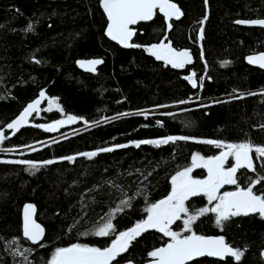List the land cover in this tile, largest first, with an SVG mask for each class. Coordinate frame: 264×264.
Here are the masks:
<instances>
[{
	"label": "trees",
	"instance_id": "trees-1",
	"mask_svg": "<svg viewBox=\"0 0 264 264\" xmlns=\"http://www.w3.org/2000/svg\"><path fill=\"white\" fill-rule=\"evenodd\" d=\"M173 2L184 15L170 21L172 29L156 13L150 23L135 28L132 43L150 46L167 33L175 49L188 50L193 58L192 65L180 71L155 62L142 48L122 50L108 41L99 0H0V130L41 91L47 95L31 126L13 138L5 132L8 138L1 147L33 146L53 137L35 125L53 124L68 115L82 118L66 123L58 133L82 129L72 136L22 154L0 155V161L30 160L38 167L0 163V264H47L57 247L74 243L109 246L119 232L146 218L148 204L169 194L171 176L191 165L193 153L209 157L223 151L197 140L264 146V70L245 63L247 56L264 52V29L235 24L237 20L264 19V0ZM205 16L200 40L199 22ZM29 23L33 26L30 32L25 31ZM88 59L103 60L94 75L76 67L77 60ZM223 61L229 63L221 66ZM193 72L196 89L183 79ZM51 99L63 111L55 105L44 111ZM181 101L186 104L163 109ZM156 108L151 115H120ZM168 136L195 139L160 147L142 144L137 148L131 143ZM119 144L129 147L99 152ZM94 151L98 154L92 159L79 155ZM252 155L256 171L239 170L241 186H247L249 178L264 175V159ZM68 156L75 160L64 159ZM48 160L54 162L45 164ZM192 175L203 178L205 171L199 169ZM235 189V185H227L220 191ZM254 190L264 194V183ZM121 200H130L131 206L112 218L116 231L107 237L93 235ZM26 204L35 206L36 221L44 229L38 245L22 237L21 215ZM186 206L189 214L211 207L202 195L191 197ZM181 217L172 230L188 235L183 232L186 217ZM192 229L198 235L223 236L233 248L246 249L239 262L204 258L192 264H264V220L258 215L231 218L221 228L215 225V215L208 213ZM169 241L158 231L141 235L117 262L145 264L152 259L150 251Z\"/></svg>",
	"mask_w": 264,
	"mask_h": 264
},
{
	"label": "snow or ice",
	"instance_id": "snow-or-ice-1",
	"mask_svg": "<svg viewBox=\"0 0 264 264\" xmlns=\"http://www.w3.org/2000/svg\"><path fill=\"white\" fill-rule=\"evenodd\" d=\"M205 4H207V0H205ZM99 5L103 9L107 20L105 35L124 48L141 47V45L130 43L134 35V30L131 26L141 21H151L156 15L157 10L163 14L169 31L173 25L168 21H171L172 18L179 20L184 15L173 0H99ZM207 18L205 16L199 22L201 28L198 39L200 40L203 39V24ZM235 23L264 26V19L237 20ZM32 30L33 26L29 23L25 31L30 32ZM165 41H168L167 33H165L164 39L159 43L152 44L144 50L155 57L156 60L163 61L166 65H171L172 68H184L185 65L192 63V56L188 50H177L172 46L171 41L167 43ZM201 58L203 59V52L201 53ZM247 60L249 64L258 65L261 69H264V53L249 56ZM36 63H39V61H36ZM78 63L82 67L85 64L83 61H79ZM86 63L89 66V71H95V66L102 64L103 60L94 59ZM228 63V61H223L221 66H226ZM195 77L196 73L193 72L190 76L184 77V79L188 80L193 88H196L198 87V82ZM202 83L203 78H200V84L202 85ZM39 95L40 99L29 103L19 116L6 125L7 129L12 130L13 134L28 123V118L33 112L38 111L40 100L45 98V93L41 91ZM248 95H256V93H249ZM185 102L181 101V103ZM48 103L49 108L44 109V111H50L52 105H55L57 109L63 111L56 104L55 99L49 100ZM137 114L139 115L141 113ZM120 115L124 116L127 113H121ZM77 119L82 118L68 115L66 120H58L53 124L35 126L44 128L45 131H54L59 126L65 123L75 122ZM96 123L98 124L100 122L97 121ZM7 138L4 132L0 130V144ZM193 139L195 138L188 136H168L156 140H141L131 143L137 148L142 144L160 147L161 145L175 143L176 141ZM196 142L213 145L217 149H224V151H221L219 155L209 157H204L199 153H193L191 156V165L176 171L171 176V191L169 194L163 199L148 204L144 209L147 213L146 218L138 221L126 231L119 232L109 246L99 248L74 243L68 247H57L47 264H113L117 260V257L128 251L133 241L149 229H155L170 238V241L163 247L155 248L148 253V256L152 258L150 264H188L189 261L203 256L219 258L230 256L239 262L246 249L242 251L241 249L233 248L226 243L223 236L209 237L198 235L193 231L192 225L199 217L208 213L215 215V225L221 228L225 222L234 217L258 215L261 219H264V194H257L254 190L257 185L264 183V175L249 178L247 186H241L238 182L239 170L247 169L250 172L256 171L252 154L255 153V159L257 160L264 159V146L253 145L251 142L232 143L213 139L197 140ZM27 147L31 146L29 145ZM127 147H129V144H119L114 147L101 148L99 152H112L117 148ZM0 151H5V149H0ZM7 151L11 150L8 149ZM97 154L94 151L80 153L79 155L92 159ZM230 158L235 163L229 167H225L226 163H229ZM64 159L73 161L75 157L68 156ZM53 162L52 160H48L44 163L52 164ZM0 163L28 165L31 169L38 170L37 164L30 160H8L0 161ZM196 168L206 169L207 176L203 179L194 178L192 172ZM225 185H235L236 189L235 191L221 193L220 190ZM113 186L118 187L117 185ZM201 195L207 198V202L211 207H202L192 214H189L186 201L191 197ZM130 206V200H121L109 218L101 226L96 228L92 234L100 237L110 236L116 231L112 224V218L115 214L122 212L126 207ZM35 211V206L32 204H26L24 206L23 236L32 244H38L44 237V229L32 218ZM181 214L186 217L183 219V232L191 233L190 235H184L182 232L172 230L171 226L182 218ZM13 242L15 243V241ZM25 251H31V249H25ZM26 259L27 257H25Z\"/></svg>",
	"mask_w": 264,
	"mask_h": 264
},
{
	"label": "water",
	"instance_id": "water-1",
	"mask_svg": "<svg viewBox=\"0 0 264 264\" xmlns=\"http://www.w3.org/2000/svg\"><path fill=\"white\" fill-rule=\"evenodd\" d=\"M46 1H47V2H67V1H69V0H46ZM100 9H101V11H102V13H103V9H102L101 7H100ZM157 13H158L159 15H161V16L164 18L163 14L160 13L158 10H157ZM103 15L105 16L104 13H103ZM105 19H106V16H105ZM153 19H154V18H153ZM153 19H152V20H153ZM164 19H165V18H164ZM152 20H151V21H152ZM172 20H175V21H176L175 18H172ZM151 21H141V22H138L136 25L131 26V27L133 28V30H134V34H135V28H136L139 24H148V23H150ZM165 21H166V20H165ZM168 22H170V21H168ZM106 24H107V20H106ZM235 24H236L237 26L244 27V28H257V29H264V26H260V25L237 24V23H235ZM105 29H106V28H105ZM105 37H106V39H107L108 41H110V42L113 43L114 45L118 46V47H119L120 49H122V50L137 49V48H124L123 46H121V45L118 44L117 42H115V41L111 40L110 38H108L106 35H105ZM133 39H134V35H133L132 39L130 40V43H132ZM146 47H148V46H146ZM146 47H139V48H142V50H144ZM144 52H145V54H146L147 56L151 57L155 62L165 64L163 61H158V60H156L155 57L151 56V55H150L148 52H146L145 50H144ZM260 53H264V52H260ZM260 53L251 54V55H249V56L259 55ZM249 56H247V57H249ZM247 57L245 58V63H246L248 66L253 67V68H256V69H259V70H264V69H261L258 65H255V64H249V63H248V60H247ZM90 60H94V59H90ZM90 60H77V61H76V67H77V69H78L79 71L83 72V73L92 74V75L96 74V70L101 66V64L95 66V71H89V70H88V67H89V66H88V64H87L86 62H87V61H90ZM79 61H83V62H85V64H84L83 67L78 63ZM192 63H193V58H192ZM192 63L185 65L184 68H174V69L180 71V70L185 69L187 66L192 65ZM169 66H171V65H169ZM190 75H191V74H189V75H187V76H190ZM184 77H186V76H184ZM184 77H183V79H184ZM184 80L189 84V86H190L192 89H196V88H197V87H196V88H193L192 85H191V83H189L188 80H186V79H184ZM37 99H40V95L37 96L34 100L30 101L29 103H32L33 101H35V100H37ZM46 100H47V95L45 94V98L40 100V104H39V106H38V111L32 113V115L28 118V123H27L25 126H23L19 131H17L15 134H13L12 130L7 129V127L5 126L4 130H2V131L4 132V134H5V132H7V133H9L10 138H13V137L16 136L21 130L26 129V128H29V127L31 126V124H30L31 119L33 118V116H34L35 114H37V113L41 110V108H42V106L44 105V103L46 102ZM29 103H27V104L25 105V107H26ZM25 107H24V108H25ZM24 108H23V109H24ZM23 109L21 110V112L23 111ZM21 112H20V113H21ZM20 113H19V114H20ZM19 114H18L17 116H19ZM17 116H16V117H17ZM16 117H15V118H16ZM15 118H14V119H15ZM14 119H13V120H14ZM10 122H11V121H10ZM10 122H9V123H10ZM65 127H66V123L63 124V125H61V126H59V127H58L56 130H54V131H46V132L49 133V134H52V135H56V134L59 133L60 130L64 129ZM0 145H1V144H0ZM32 218L35 220V222H36L37 224H39V223L36 221V211H35V214L33 215ZM21 219H22V224H21V228H22V237L24 238V236H23L24 207H23V209H22ZM263 220H264V219H263ZM39 225H40V224H39ZM40 226H41V225H40ZM41 228H43V227L41 226ZM153 231H156V230H155V229H149L147 232L142 233V235H145V234H147V233H151V232H153ZM190 234H191V233H190ZM190 234H188V235H190ZM209 237H219V236H209ZM24 239H25V238H24ZM25 240H26V239H25ZM42 240H43V239H42ZM42 240H41L38 244H40V243L42 242ZM26 241H27L29 244H31V245H38V244H32V243H31L30 241H28V240H26ZM161 247H163V246H161ZM204 258H208V259L215 260V261H224L226 258H228V259H235L234 257H230V256H227V257H225V258H219V257H214V256H203V257H197V258H195L193 261H189L188 264H192L193 262L198 261V260H201V259H204ZM261 258L264 260V249L261 251ZM117 259H118V257H117ZM150 261H151V260H149V261L146 262L145 264H150ZM116 263H117V260L113 262V264H116Z\"/></svg>",
	"mask_w": 264,
	"mask_h": 264
},
{
	"label": "built area",
	"instance_id": "built-area-1",
	"mask_svg": "<svg viewBox=\"0 0 264 264\" xmlns=\"http://www.w3.org/2000/svg\"><path fill=\"white\" fill-rule=\"evenodd\" d=\"M181 104H186V103H181ZM181 104L170 105L169 107H164L163 109L177 108V107L182 106ZM155 111H158V108H156V109H146V110H141V111H135V112H132V113L136 114V115H138L137 113H141V115H151ZM66 136L67 135H64V134L55 135L51 139L39 142L37 144H34L31 147H22V148H2V147H0V149H5V151H0V154H4V155H8V156L9 155L22 154V153H25L27 151L33 150L35 147L50 145L53 142H57L59 140H62ZM8 149H10L11 151H7Z\"/></svg>",
	"mask_w": 264,
	"mask_h": 264
},
{
	"label": "rangeland",
	"instance_id": "rangeland-1",
	"mask_svg": "<svg viewBox=\"0 0 264 264\" xmlns=\"http://www.w3.org/2000/svg\"><path fill=\"white\" fill-rule=\"evenodd\" d=\"M181 105H185V104H181ZM124 116H145V115H141V114H139V115H136V114H133V113H127V115H124ZM112 119H114V118H112ZM82 129H79V130H75V131H72V132H70V133H67V134H64V135H67L66 137H68V136H72L73 134H75V133H77V132H79V131H81ZM65 137V138H66ZM223 151H224V149H223ZM1 155V154H0ZM2 155H4V154H2ZM235 163V161L234 160H232L231 158H230V162L229 163H226V165H225V167H229V166H231V164H234ZM230 164V165H229ZM199 169H201V168H196V169H194L193 170V172L194 171H196V170H199ZM204 171H205V176L203 177V178H205L206 176H207V171H206V169H203ZM194 178H196V177H194ZM203 178H198L197 177V179H203ZM225 186H227V185H225ZM170 239V238H169Z\"/></svg>",
	"mask_w": 264,
	"mask_h": 264
},
{
	"label": "flooded vegetation",
	"instance_id": "flooded-vegetation-1",
	"mask_svg": "<svg viewBox=\"0 0 264 264\" xmlns=\"http://www.w3.org/2000/svg\"><path fill=\"white\" fill-rule=\"evenodd\" d=\"M88 60H90V59H88ZM101 65H102V64H101ZM100 67H101V66H100ZM100 67H99V68H100ZM97 70H98V69H97ZM97 70H96V72H97ZM249 216H253V215H249Z\"/></svg>",
	"mask_w": 264,
	"mask_h": 264
}]
</instances>
